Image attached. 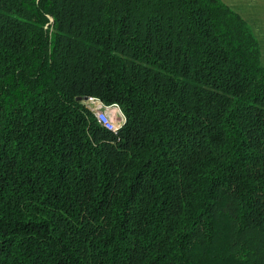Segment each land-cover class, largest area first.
<instances>
[{
    "label": "trees",
    "instance_id": "1",
    "mask_svg": "<svg viewBox=\"0 0 264 264\" xmlns=\"http://www.w3.org/2000/svg\"><path fill=\"white\" fill-rule=\"evenodd\" d=\"M0 264H264V65L236 11L0 0Z\"/></svg>",
    "mask_w": 264,
    "mask_h": 264
},
{
    "label": "crops",
    "instance_id": "2",
    "mask_svg": "<svg viewBox=\"0 0 264 264\" xmlns=\"http://www.w3.org/2000/svg\"><path fill=\"white\" fill-rule=\"evenodd\" d=\"M250 26L258 40L264 65V0H222Z\"/></svg>",
    "mask_w": 264,
    "mask_h": 264
},
{
    "label": "built area",
    "instance_id": "3",
    "mask_svg": "<svg viewBox=\"0 0 264 264\" xmlns=\"http://www.w3.org/2000/svg\"><path fill=\"white\" fill-rule=\"evenodd\" d=\"M88 100L89 102H91V104H93L92 108L94 109V115L97 121L102 126H104L106 129L115 130L118 127V124L115 122V120L110 115V108H109L110 106H105L103 102L96 97H89ZM115 107H118V106H115ZM119 116L121 119L120 121H123L124 116L121 113L120 109H119Z\"/></svg>",
    "mask_w": 264,
    "mask_h": 264
},
{
    "label": "rangeland",
    "instance_id": "4",
    "mask_svg": "<svg viewBox=\"0 0 264 264\" xmlns=\"http://www.w3.org/2000/svg\"><path fill=\"white\" fill-rule=\"evenodd\" d=\"M91 102H89V100H86V106L89 107L93 112L94 109L92 108ZM110 115L112 116V118L115 120V122L118 124V126L122 123V121H120V116H119V109L118 107L115 106H110ZM114 114V115H113Z\"/></svg>",
    "mask_w": 264,
    "mask_h": 264
}]
</instances>
